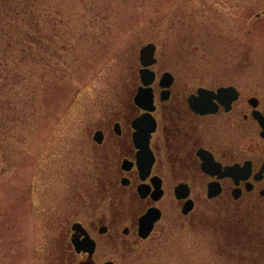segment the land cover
<instances>
[{
    "label": "flooded vegetation",
    "instance_id": "flooded-vegetation-1",
    "mask_svg": "<svg viewBox=\"0 0 264 264\" xmlns=\"http://www.w3.org/2000/svg\"><path fill=\"white\" fill-rule=\"evenodd\" d=\"M262 6L218 32L217 55L235 64L166 65L162 54L175 50L152 41L155 61L145 66L139 51L130 80L80 134V170L70 167L63 191L50 190L53 203L38 211L44 264H116L109 249L148 245L169 261L183 253L197 263L210 243L221 264H264ZM244 58L249 65L239 64ZM141 88L148 92L139 97ZM148 214L159 218L145 236ZM88 236L93 252L84 249Z\"/></svg>",
    "mask_w": 264,
    "mask_h": 264
},
{
    "label": "rangeland",
    "instance_id": "rangeland-1",
    "mask_svg": "<svg viewBox=\"0 0 264 264\" xmlns=\"http://www.w3.org/2000/svg\"><path fill=\"white\" fill-rule=\"evenodd\" d=\"M226 1H50L62 12L58 52L45 60L48 64L25 65L27 78L16 87L20 112L8 136L7 160L0 149V264H44L48 234L38 211L53 203L50 190L63 191L70 167L79 168L80 134L130 80L143 45L154 41L166 54L175 50L162 54L164 64L198 72L235 64L217 55L218 32L235 17L240 26L246 24L264 0ZM257 43L264 47V41ZM239 64L250 63L244 58ZM209 246L206 258L216 263L219 251ZM148 247L141 252L111 248L107 257L116 264H190L181 257L168 261L165 253Z\"/></svg>",
    "mask_w": 264,
    "mask_h": 264
},
{
    "label": "trees",
    "instance_id": "trees-1",
    "mask_svg": "<svg viewBox=\"0 0 264 264\" xmlns=\"http://www.w3.org/2000/svg\"><path fill=\"white\" fill-rule=\"evenodd\" d=\"M50 1L0 0V149L6 160L11 125L20 112L15 98L21 95L16 87L27 78L25 65L48 64L49 57L58 52V18L62 12ZM181 256L184 259L183 253ZM192 257L188 262L198 264ZM207 259L199 264L219 263Z\"/></svg>",
    "mask_w": 264,
    "mask_h": 264
},
{
    "label": "water",
    "instance_id": "water-1",
    "mask_svg": "<svg viewBox=\"0 0 264 264\" xmlns=\"http://www.w3.org/2000/svg\"><path fill=\"white\" fill-rule=\"evenodd\" d=\"M154 49H155V45L154 44H147L145 45L143 48H142V60L144 62V64L148 65L152 62H154V58L152 57L153 56V53H154ZM148 81H146L147 83ZM148 84V83H147ZM145 92H147V90H145ZM152 214H148V216L145 217V220L143 222L147 223V230H146V233L144 234L145 236H147L150 231H151V228H152V225H153V222L155 220H157L159 218V215H155V216H151ZM76 246H77V249L80 250L81 247H79V243L74 240ZM85 244L84 246V249L85 250H88L89 252H93L94 251V248H95V241L90 238L88 236V238H85L84 240V243ZM106 264H111L110 262L106 263Z\"/></svg>",
    "mask_w": 264,
    "mask_h": 264
}]
</instances>
